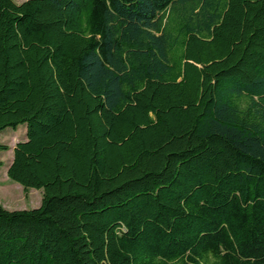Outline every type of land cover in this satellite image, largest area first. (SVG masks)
Returning a JSON list of instances; mask_svg holds the SVG:
<instances>
[{"label": "trees", "instance_id": "1", "mask_svg": "<svg viewBox=\"0 0 264 264\" xmlns=\"http://www.w3.org/2000/svg\"><path fill=\"white\" fill-rule=\"evenodd\" d=\"M19 124L0 264H264V0H0Z\"/></svg>", "mask_w": 264, "mask_h": 264}, {"label": "rangeland", "instance_id": "2", "mask_svg": "<svg viewBox=\"0 0 264 264\" xmlns=\"http://www.w3.org/2000/svg\"><path fill=\"white\" fill-rule=\"evenodd\" d=\"M20 2L19 0H13ZM26 140V125L19 124L15 129L10 127L0 131V144L9 147L0 152V205L6 210H30L37 208L42 199V191L36 189L25 190L19 183L10 180L7 169L12 161V149L17 142Z\"/></svg>", "mask_w": 264, "mask_h": 264}, {"label": "crops", "instance_id": "3", "mask_svg": "<svg viewBox=\"0 0 264 264\" xmlns=\"http://www.w3.org/2000/svg\"><path fill=\"white\" fill-rule=\"evenodd\" d=\"M20 2H22V1H25V0H19ZM20 2H17V3H20Z\"/></svg>", "mask_w": 264, "mask_h": 264}]
</instances>
